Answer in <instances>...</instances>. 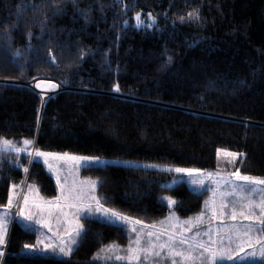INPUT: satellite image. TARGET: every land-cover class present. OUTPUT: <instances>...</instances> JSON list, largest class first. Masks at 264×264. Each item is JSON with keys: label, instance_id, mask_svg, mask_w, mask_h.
I'll list each match as a JSON object with an SVG mask.
<instances>
[{"label": "trees", "instance_id": "trees-1", "mask_svg": "<svg viewBox=\"0 0 264 264\" xmlns=\"http://www.w3.org/2000/svg\"><path fill=\"white\" fill-rule=\"evenodd\" d=\"M141 11L157 18L153 28L126 24ZM34 80L67 89L44 100L26 84ZM0 137L33 152L264 176V0H0ZM85 172L100 179L105 207L142 222L202 208L186 181L166 185L172 170L108 163ZM30 181L58 193L37 157L0 152V207L14 183ZM84 222L70 256L25 251L37 232L14 222L0 264H136L93 258L129 243L128 227L101 216Z\"/></svg>", "mask_w": 264, "mask_h": 264}, {"label": "rangeland", "instance_id": "rangeland-1", "mask_svg": "<svg viewBox=\"0 0 264 264\" xmlns=\"http://www.w3.org/2000/svg\"><path fill=\"white\" fill-rule=\"evenodd\" d=\"M139 13H141L142 23H137L135 15L134 19L132 21L127 20L126 24L132 23L134 26L139 28H153V26L156 24L157 19L153 15V13L151 11H141ZM148 13H151L152 17H155V20L149 17ZM39 82L41 90H52L53 87H50L49 82L45 80H39ZM43 152L59 154L58 156L47 157V163L44 162V157H37L38 160L42 161L46 165L48 171L53 176L57 185L58 193L53 197L46 196L42 192L39 183L36 181H30L28 185H25V183H14L13 185H17V187L15 189L11 187V191L13 192V202L11 207H4L8 204V202L0 207V216H4L6 221L5 243L3 245H0V249L5 247V245L7 244L11 224L17 221L24 227L31 228L37 232L36 241L26 244L33 245L34 248H25V251L53 253L50 249H45L44 245L49 243L55 244L58 239V237H55V234L58 231L60 233L64 232L66 225L63 213H67L68 219H72L73 216H75V219H78L80 223L84 225L85 229L86 225L84 222V218L101 216L103 219L125 225L132 232V237L129 243L119 244L115 242L112 244H108L118 247H116L115 249H107L106 246L108 245L104 246L103 249H106L104 252L100 251L102 249L101 248L94 254L93 258L96 259L117 260L115 259L116 256H125L127 254V249L129 248L130 242L132 246H135V241L137 239V236L139 235L141 243L143 241H149L150 239L153 241L157 240L158 242L170 244L176 247L177 250L187 247L186 245L180 244V240L182 238L188 240L190 244L203 242L206 244H212L213 247L220 248H236L237 245L243 244V250H237L236 252V256L241 257V259L237 260L236 256H233L232 259L225 258L218 261V264H244L247 262H264V258L260 256L250 255V253H252L253 251L258 250L261 245H264V231H261V228H264V226L260 225L259 220L256 219V217H258L261 213L259 204L261 200H264V185L257 183L253 188V185L249 182L238 180L236 176L233 175V173H235L237 170L232 172L231 169L216 168L200 169V172L181 173L176 172L175 169L186 167L166 165L157 162L138 161L132 159L89 156L69 152ZM65 153L67 154L66 156L64 155ZM221 153L226 156L225 152L221 151ZM241 154L242 155L236 157H232L229 155L227 156L233 159L241 157L243 158L245 154ZM73 157H95L98 158V160H76L73 159ZM108 163H123L172 170L175 172L174 177L170 179L166 183V185L172 187L179 181H186L193 190L203 195L202 208L200 211L191 216H182L173 209L164 218L151 223V225L148 226V230L144 233V229L142 230V232H139V230H137V226L134 223V218H132L131 221H116L114 219L110 220L102 212L95 211L89 212L86 216L85 209H81L77 213V210L72 207H64L62 210L56 207L45 208V210L41 213L39 209L34 207L33 201L37 203L51 202L53 205H55L56 203H59L61 205H64L66 203H78L72 197L83 193L85 197L83 203L90 205L93 210L96 208V201L92 200V196H95L99 200L100 205H102L104 208H107L103 205L102 197L98 192L100 179L96 176L87 174L85 171H87L89 167L103 166ZM49 165H51V167H49ZM153 165H155L156 167H153ZM239 172L242 175L264 178V176L246 174L241 172L240 170ZM194 180L202 182L193 183ZM89 181H96L94 190L91 189L88 183ZM29 185L33 186L31 191L29 190ZM25 196H27L29 199L28 208L33 214L32 221H28L24 217H21L19 215L20 208L25 206ZM65 196L69 197L67 201L63 198ZM56 197H61V199L59 201H56L54 199ZM249 201H251L253 205L251 208H249ZM233 209H235L236 211L235 219L232 218ZM49 212L51 213V215H49ZM241 212H244V215H240ZM248 215H251L252 219H248ZM38 220H45L47 221V224L37 223ZM249 224L253 226L251 233H249V236H251V245L247 243L249 236L244 235ZM49 227H51L52 229L51 232H49ZM133 228L135 229V231H133ZM49 237H54V239L50 240ZM257 241H259V243H257ZM157 250L162 253V256L165 253L166 259L161 256L163 261L161 260V258H159L160 264H166V261L171 263V261L167 259V248L165 250L164 248H158ZM200 251H202V249L193 252V257H198ZM97 253H99V258H97ZM53 254L64 256L62 254H59L58 252ZM175 260L176 264H184V261L180 257H176ZM118 261L129 262L127 260ZM132 262L136 263L135 261ZM193 264H201V260L194 259Z\"/></svg>", "mask_w": 264, "mask_h": 264}, {"label": "snow or ice", "instance_id": "snow-or-ice-1", "mask_svg": "<svg viewBox=\"0 0 264 264\" xmlns=\"http://www.w3.org/2000/svg\"><path fill=\"white\" fill-rule=\"evenodd\" d=\"M54 3L57 2V0H53ZM73 4L76 3V0H72ZM57 11H59V8L57 9ZM190 18H198V13H189L188 14ZM148 16L151 17L153 20H155V17H152L151 13H148ZM85 18L87 19V16H85ZM136 19H137V23H142L141 21V13L137 12L136 13ZM181 20H183V17H180ZM84 53L83 51L80 52V55L82 56ZM53 59H55L53 57ZM169 61L171 60V57L168 58ZM50 87H58V85L49 82ZM40 85L38 84L37 87H39ZM116 90L119 91V86L116 85L115 86ZM33 141L29 140V139H24L23 140V145L25 146H29L32 145ZM6 151H14L16 153H20L22 151L27 152V154L29 156H35V157H44L45 158V163H47V157L49 156H58L59 154L56 153H47V152H43L40 149H35V151H31L30 149H28L27 147L25 148H20L17 147L15 142H13L12 140H8L6 138L0 137V152H6ZM223 151L225 152L226 155L232 156V157H236L239 155H242L240 153H236V152H229L228 150H221L218 149L217 153L219 155V153ZM65 156L67 155L66 153L64 154ZM73 159L76 160H85V161H90V160H98V158L95 157H73ZM49 167H51V165H49ZM153 167H156L155 165H153ZM24 171L27 172L28 169L24 168ZM176 172H181V173H192V172H200V169H188V168H176L175 169ZM233 175L236 176V178L238 180H242L245 182H249L250 184L254 185L255 184H261L264 185V178H260V177H255V176H249V175H242L239 170H237L235 173H233ZM202 181H198V180H194L193 183H201ZM91 189H95V185H96V181H89L88 182ZM17 187V185H12V188L15 189ZM33 188L32 185H29V190L31 191V189ZM66 201L69 199L68 196L63 197ZM73 199H75L78 203H66L64 205H61L59 203H56L55 205H53L51 202L49 203H37L35 201H33V205L35 208L39 209L41 211V213L45 210V208H51V207H56V208H60L61 210L64 207H72L75 208L77 210V213L81 210V209H85V215L87 216V214L89 212L95 211V212H102L108 219L110 220H116V221H131L132 218L124 216L123 214L115 211L114 209L111 208H104L102 205L99 204V200L95 197L92 196V200L96 201V208L93 210L90 205L83 203V200L85 199L83 193L76 195L74 197H72ZM56 201H59L61 199V197H56L54 198ZM169 204L174 203V201L172 200L171 197H167ZM13 202V192L10 190L9 192V197H8V204L4 207H11ZM28 204H29V199L27 196L24 197V207L20 208V212L19 215L21 217H24L26 220L28 221H32L33 220V214L31 212V210L28 208ZM252 202L249 201V208H251ZM259 207L261 209V213L258 217H256L257 220H259L260 225L264 226V200H261ZM49 215H51V213L49 212ZM240 215H244V212H241ZM63 217L65 220V229L63 233H60L59 231L55 234V237H58L57 241L55 244L53 243H49V244H45L44 248L45 249H50L53 253L58 252L59 254H62L64 256H70L74 250V248L76 246H78L79 242H80V238L81 236L84 234V232L86 231L84 228V225L80 223V221L78 219H75V216H73L72 219H68V214L67 213H63ZM236 217V211L235 209H233V214H232V218L235 219ZM248 219H252L251 215L247 216ZM37 223H44L47 224V221L45 220H38ZM134 223H142V221H134ZM6 221L4 216H0V245H3L5 243V236H6ZM253 226L251 224H249L247 226V229L244 233L245 236H249V233H251ZM52 229L51 227H49V232H51ZM133 231H135V229L133 228ZM261 231H264V228H261ZM151 235V234H149ZM50 240L54 239V237H49ZM247 243L249 245H251V236H249V239L247 241ZM257 243H259V241H257ZM180 244L181 245H186V248H182L180 250H177L176 247L170 245V244H161L159 246H155V245H150L148 247H142L141 246V242H140V237L139 235L137 236V239L135 241V246H132L131 242L129 245V248L127 249V254L125 256H116L115 259L117 260H127L129 262L135 261L136 264H141V262H147L150 259L153 260V264H160V260L159 258H161L162 253L157 250V248H167L168 249V253H167V259H169L171 261V264H176V257H180L182 258V260L184 261V264H193L194 259H200L201 260V264H218V261L223 260L225 258L227 259H232L233 256H236V252L237 250L242 251L243 250V244H239L237 245L236 248H220V247H213L212 244H206L203 242H198L196 244H190L188 240L186 239H181L180 240ZM27 249H33L34 246L33 245H25L24 246ZM107 249H115L118 246L115 245H108L106 246ZM202 249V251L199 252V256L198 257H193V252ZM106 249H101V252H104ZM0 255H2V251H0ZM250 255L252 256H260L262 258H264V245H261L260 248L258 250L253 251L252 253H250ZM97 258H99V253H97ZM111 258V257H109ZM236 259L239 260L241 259V257L236 256Z\"/></svg>", "mask_w": 264, "mask_h": 264}, {"label": "crops", "instance_id": "crops-1", "mask_svg": "<svg viewBox=\"0 0 264 264\" xmlns=\"http://www.w3.org/2000/svg\"><path fill=\"white\" fill-rule=\"evenodd\" d=\"M134 221H139L137 219H134ZM135 225L137 226V230H139V232H142V230L144 229V233L148 230V226L151 225V223H146V222H142V223H135ZM168 236V235H167ZM161 244H165V243H162V242H158L157 240L156 241H153V240H149V241H143L141 243V246L142 247H148L150 245H155V246H159ZM158 249V248H157ZM166 248H164L165 250ZM163 258H165V253L163 254L162 256ZM162 257H161V260H162ZM166 259V258H165ZM163 261V260H162ZM143 262V261H142ZM145 264H150V263H153V260H149L147 262H143ZM166 264H171L170 262L166 261Z\"/></svg>", "mask_w": 264, "mask_h": 264}, {"label": "water", "instance_id": "water-1", "mask_svg": "<svg viewBox=\"0 0 264 264\" xmlns=\"http://www.w3.org/2000/svg\"><path fill=\"white\" fill-rule=\"evenodd\" d=\"M26 84L29 85V86H32V87H34V88H36V89H38L39 93L43 96V99H44V100H46L49 96L55 94L56 92H59V91H61V90H63V89H67V87H66L65 85H63L62 83H58V84H57L58 87H56V89H54V90H50V91H43V90H41V89H39V88L37 87V85H38V80H34V81H32V82H28V83H26Z\"/></svg>", "mask_w": 264, "mask_h": 264}]
</instances>
